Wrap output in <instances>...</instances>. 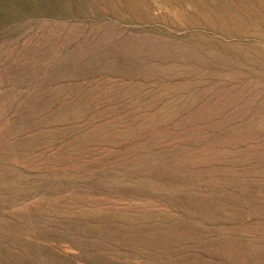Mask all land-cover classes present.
<instances>
[{
    "label": "rangeland",
    "instance_id": "374dc122",
    "mask_svg": "<svg viewBox=\"0 0 264 264\" xmlns=\"http://www.w3.org/2000/svg\"><path fill=\"white\" fill-rule=\"evenodd\" d=\"M0 264H264V0H24Z\"/></svg>",
    "mask_w": 264,
    "mask_h": 264
},
{
    "label": "bare ground",
    "instance_id": "6f19581e",
    "mask_svg": "<svg viewBox=\"0 0 264 264\" xmlns=\"http://www.w3.org/2000/svg\"><path fill=\"white\" fill-rule=\"evenodd\" d=\"M22 8L24 0H0V24L6 26L11 24L20 15Z\"/></svg>",
    "mask_w": 264,
    "mask_h": 264
}]
</instances>
